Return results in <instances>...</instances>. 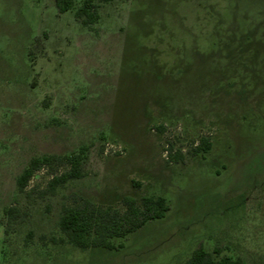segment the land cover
Returning a JSON list of instances; mask_svg holds the SVG:
<instances>
[{
  "label": "rangeland",
  "instance_id": "rangeland-1",
  "mask_svg": "<svg viewBox=\"0 0 264 264\" xmlns=\"http://www.w3.org/2000/svg\"><path fill=\"white\" fill-rule=\"evenodd\" d=\"M56 1L0 0V264H183L200 245L264 264V0H113L93 27ZM85 145V177L43 196L55 164L20 193L33 157ZM75 194L171 209L83 250L53 241Z\"/></svg>",
  "mask_w": 264,
  "mask_h": 264
},
{
  "label": "trees",
  "instance_id": "trees-1",
  "mask_svg": "<svg viewBox=\"0 0 264 264\" xmlns=\"http://www.w3.org/2000/svg\"><path fill=\"white\" fill-rule=\"evenodd\" d=\"M113 0H57V6L61 12L74 10L78 19L87 27L100 22L102 18L101 8L103 3ZM212 144L209 139L202 138L193 149L194 154L207 152ZM170 161L185 159L182 150H174L169 147ZM90 146L85 145L79 151L62 154H45L35 156L24 172L18 177V186L21 194L32 196L36 188H30L33 178L38 172L55 164L65 166V169L54 174L49 180L46 189L39 193L43 196L57 194L61 186L71 180L85 177V164L89 159ZM136 186L140 183L135 182ZM122 206L102 205L83 195L75 194L63 205L61 217L58 223L59 235L53 237V241L61 244H70L83 250L102 247L111 250L123 248L124 243H118V239H126L129 235L143 228L149 222L165 218L171 209L167 197L163 195H145L139 201L132 195L123 198ZM9 222L18 221L24 214L23 210L12 205L6 208ZM34 233L31 231V236ZM183 264H246L241 256H233L224 253L222 247L217 246L209 251L203 245L193 250Z\"/></svg>",
  "mask_w": 264,
  "mask_h": 264
}]
</instances>
